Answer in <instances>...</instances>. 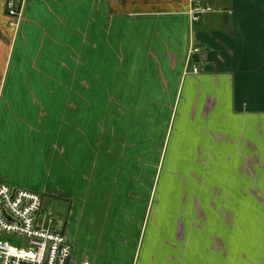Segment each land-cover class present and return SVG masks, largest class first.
<instances>
[{"label": "crops", "instance_id": "1", "mask_svg": "<svg viewBox=\"0 0 264 264\" xmlns=\"http://www.w3.org/2000/svg\"><path fill=\"white\" fill-rule=\"evenodd\" d=\"M7 1L0 181L73 264H264V0Z\"/></svg>", "mask_w": 264, "mask_h": 264}, {"label": "built area", "instance_id": "2", "mask_svg": "<svg viewBox=\"0 0 264 264\" xmlns=\"http://www.w3.org/2000/svg\"><path fill=\"white\" fill-rule=\"evenodd\" d=\"M206 0H192V18L211 9ZM9 17H19L14 0L5 5ZM198 71L197 67L193 68ZM9 237L25 244L13 245ZM0 264H73V247L67 236L55 227V217L43 196L29 189L0 181ZM80 264H90L88 261Z\"/></svg>", "mask_w": 264, "mask_h": 264}, {"label": "rangeland", "instance_id": "3", "mask_svg": "<svg viewBox=\"0 0 264 264\" xmlns=\"http://www.w3.org/2000/svg\"><path fill=\"white\" fill-rule=\"evenodd\" d=\"M43 202L45 207L50 209L55 217V227L60 231H64L69 221V204L52 196H44ZM7 240L13 245L25 244L24 241L13 237H9Z\"/></svg>", "mask_w": 264, "mask_h": 264}]
</instances>
